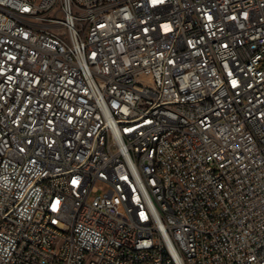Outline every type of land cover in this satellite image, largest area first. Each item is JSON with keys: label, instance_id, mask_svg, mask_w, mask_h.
<instances>
[{"label": "built area", "instance_id": "obj_1", "mask_svg": "<svg viewBox=\"0 0 264 264\" xmlns=\"http://www.w3.org/2000/svg\"><path fill=\"white\" fill-rule=\"evenodd\" d=\"M0 264H264V0H0Z\"/></svg>", "mask_w": 264, "mask_h": 264}]
</instances>
